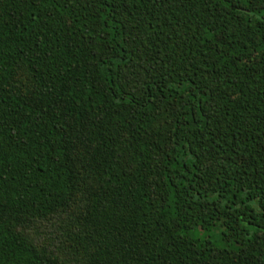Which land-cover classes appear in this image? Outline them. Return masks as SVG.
I'll use <instances>...</instances> for the list:
<instances>
[{"label":"trees","instance_id":"16d2710c","mask_svg":"<svg viewBox=\"0 0 264 264\" xmlns=\"http://www.w3.org/2000/svg\"><path fill=\"white\" fill-rule=\"evenodd\" d=\"M0 264H264V0H0Z\"/></svg>","mask_w":264,"mask_h":264},{"label":"rangeland","instance_id":"374dc122","mask_svg":"<svg viewBox=\"0 0 264 264\" xmlns=\"http://www.w3.org/2000/svg\"><path fill=\"white\" fill-rule=\"evenodd\" d=\"M208 234H209L210 236H212V235L215 234V231H214V230H211V231L208 232Z\"/></svg>","mask_w":264,"mask_h":264}]
</instances>
